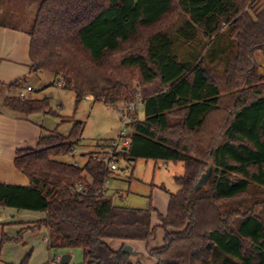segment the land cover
<instances>
[{
  "label": "trees",
  "instance_id": "1",
  "mask_svg": "<svg viewBox=\"0 0 264 264\" xmlns=\"http://www.w3.org/2000/svg\"><path fill=\"white\" fill-rule=\"evenodd\" d=\"M180 13L185 43L202 37L207 46L225 32L221 75L205 55L194 65L178 59L166 30ZM0 27L29 36L30 71L51 74L53 85L74 92L76 106L87 97L133 102L158 81L162 90L141 100L142 119L130 113L129 146L114 160L184 169L152 226L150 204L127 208L106 196L104 177L113 172L104 157L88 153L82 166L58 160L73 155L83 129L61 116L60 124L70 122L66 134L58 124L16 152L14 167L28 185L0 184V207L44 213L30 230L47 228L50 251L81 250L80 264H134L107 241L147 242L158 229L162 245L149 251L155 264H264V76L253 58L264 54V0H0ZM3 105L55 115L47 97L19 95ZM21 235L1 233L0 249Z\"/></svg>",
  "mask_w": 264,
  "mask_h": 264
},
{
  "label": "crops",
  "instance_id": "2",
  "mask_svg": "<svg viewBox=\"0 0 264 264\" xmlns=\"http://www.w3.org/2000/svg\"><path fill=\"white\" fill-rule=\"evenodd\" d=\"M226 44H228L227 39L220 38L218 41H212L205 46L204 39L202 37H197L193 41V65L198 60V57L200 58L201 55H205L207 64L210 67L215 68L217 71H222L226 59L225 56L230 51ZM29 45L30 38L27 34L21 31L0 27V184L15 186L28 185L26 176L14 167L16 152L18 150L34 148L40 136L50 131L44 128L43 122L45 113L23 115L7 109L3 105L6 98L19 96L27 87H31V91L25 95L26 97L42 99L38 98L36 95L31 96L34 88L31 84H26L27 78L32 76L33 73L34 75L41 73L30 71ZM177 57L181 60L179 56ZM253 58L258 67V71H264L263 52L261 50H256L253 53ZM258 74L260 75V73ZM260 76L264 75L262 74ZM23 80L25 84L18 87L13 86V84L20 83ZM156 82L159 84L158 81L154 83ZM153 84L141 89V91L145 93L143 98L150 97L156 93H154L156 89H152ZM16 88L17 90H15ZM57 88L62 87L60 86ZM46 97L50 98L51 96L47 95ZM85 99L92 100L90 97ZM108 105L116 106L117 104ZM137 115L142 119L143 113L140 116L138 112ZM67 123L68 130L70 122ZM62 124H64V122ZM114 138L107 140L108 142L104 141V143H109L113 141ZM95 145L97 149L101 144ZM96 149L89 153L96 152ZM86 160L84 161L86 162ZM116 178H119L117 170L109 175V179L111 180ZM105 190L107 191L106 187ZM105 194L108 195V192ZM118 195L122 196L124 194L118 192ZM169 196L170 195L163 193L162 186L155 185L154 189H152L148 202V205L150 204L154 209L151 214L152 226L159 225L158 214L163 216L166 214ZM44 217L45 214L41 212L0 207V224L2 225L0 226V234L4 233L8 238L14 239L17 237L18 233L22 231V235L18 242L9 241L3 244L0 249V264H20L27 254L29 255L28 264H55L53 263L48 245L47 228L43 226L36 231L30 230L34 223ZM162 242L163 232L158 229L147 242L108 240L107 244L113 250L123 249L127 252L131 263L155 264L156 261L149 255V251L160 247ZM77 250L81 254L83 260L82 251L79 249ZM63 253L70 254V260L74 257V254L70 251H64Z\"/></svg>",
  "mask_w": 264,
  "mask_h": 264
},
{
  "label": "rangeland",
  "instance_id": "3",
  "mask_svg": "<svg viewBox=\"0 0 264 264\" xmlns=\"http://www.w3.org/2000/svg\"><path fill=\"white\" fill-rule=\"evenodd\" d=\"M184 19V15L180 13L168 27L166 33L174 44L175 54L179 56L181 62H185V65H187L186 62H193V42L185 43L183 38L178 34V29L181 27ZM224 37L225 32H223L220 38L223 39ZM215 72L221 75L223 71ZM258 73L264 75V71H258ZM52 78L51 74L41 72L37 75L33 73L26 81V84H31L34 88L31 96L36 95L38 98H46L47 95L51 96L48 98L49 107L55 115H44V128L48 130L54 129L57 124H60L59 117L61 116L72 117V122L79 121L83 125L80 142L74 150L73 155L60 156L58 160L72 162L82 166L85 162L84 160L87 158V154L96 149L95 144L101 145L93 153H98L99 157L111 155L113 152L112 141L109 143H104V141L114 137L113 141H116L118 138L122 123L119 110L124 109L126 103H117L116 106H112L101 102H93L90 99H84L76 106L74 92L55 87L52 84ZM22 84H25L24 80L19 85ZM142 88L138 90L137 95L140 99H143L145 96V93L141 91ZM154 88L156 89L154 91L155 93L160 91L162 87L156 82L153 84L152 89ZM135 109L138 110L141 116V104H136ZM68 121L66 120L64 124L59 125L58 132L63 134L68 132ZM115 162L117 163V174L119 178L109 179V183L106 185V192H108L106 196L111 197L115 205L127 208H147L149 206V196H151V191L155 185L162 186L163 193L165 194L170 195L175 193L178 187L174 183L173 178L174 176H181L184 172L181 163L174 164L160 161L138 160L132 165L122 159L119 161L115 160ZM118 192L124 195L120 196ZM68 251L74 254V257L71 258L68 264H80L82 262L81 254L77 249ZM63 252V250L51 251L53 263L56 264L59 262V258L65 254Z\"/></svg>",
  "mask_w": 264,
  "mask_h": 264
},
{
  "label": "built area",
  "instance_id": "4",
  "mask_svg": "<svg viewBox=\"0 0 264 264\" xmlns=\"http://www.w3.org/2000/svg\"><path fill=\"white\" fill-rule=\"evenodd\" d=\"M56 87H60L61 83L54 84ZM31 91V87H27L22 93H20L21 97H24L28 92ZM136 104H141V99L137 96L136 100L133 102L126 103V107L124 109L119 110V113L122 117L121 129L116 141H112L113 152L111 155H107L103 158L107 168L109 171L115 172L117 170V163L114 160L115 153L125 149L129 146V139L127 138V124L130 121V113L135 109ZM115 152V153H114ZM109 183V176L106 175L103 181V187Z\"/></svg>",
  "mask_w": 264,
  "mask_h": 264
},
{
  "label": "water",
  "instance_id": "5",
  "mask_svg": "<svg viewBox=\"0 0 264 264\" xmlns=\"http://www.w3.org/2000/svg\"><path fill=\"white\" fill-rule=\"evenodd\" d=\"M212 169H213V167L210 165L208 167V169L206 170V172L201 176L200 180L196 184V187L202 186V185H204L207 182V180L211 176ZM69 261H70V254L65 253L59 258V262L58 263L59 264H68Z\"/></svg>",
  "mask_w": 264,
  "mask_h": 264
}]
</instances>
